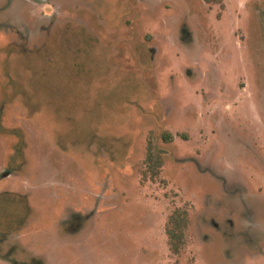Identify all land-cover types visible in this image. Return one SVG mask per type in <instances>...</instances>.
<instances>
[{
	"label": "rangeland",
	"instance_id": "1",
	"mask_svg": "<svg viewBox=\"0 0 264 264\" xmlns=\"http://www.w3.org/2000/svg\"><path fill=\"white\" fill-rule=\"evenodd\" d=\"M0 264H264V0H0Z\"/></svg>",
	"mask_w": 264,
	"mask_h": 264
},
{
	"label": "trees",
	"instance_id": "2",
	"mask_svg": "<svg viewBox=\"0 0 264 264\" xmlns=\"http://www.w3.org/2000/svg\"><path fill=\"white\" fill-rule=\"evenodd\" d=\"M180 209H175L169 216L166 233L169 238V246L174 253H178L181 246L185 244L183 229L185 228V218H181Z\"/></svg>",
	"mask_w": 264,
	"mask_h": 264
}]
</instances>
